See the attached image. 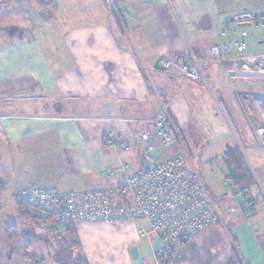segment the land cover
<instances>
[{"label":"crops","instance_id":"crops-1","mask_svg":"<svg viewBox=\"0 0 264 264\" xmlns=\"http://www.w3.org/2000/svg\"><path fill=\"white\" fill-rule=\"evenodd\" d=\"M2 1L1 199L6 193L14 199L31 187L61 192L115 188L146 166L138 137L146 128L142 120L166 103V123L176 135L163 146L155 131L148 132L155 159L176 152L191 158L189 146L202 143L210 115L228 112L244 130L240 147L254 152V166L243 159L253 185L242 196L233 195L238 203L251 201L252 212L233 217L227 212L232 205H226L216 226L184 245L179 260L162 264H229L233 248L239 264H264V146L257 133L260 113L248 104L250 96L264 97V68L258 63L264 54V26L260 17L258 23L241 17L264 15V0ZM219 16L225 20L226 38L239 31L250 36L237 60L208 67L206 83L184 80L178 67L161 69L163 59L181 61L189 51L216 44ZM12 27L17 30L8 35ZM221 162L225 178L222 156ZM108 169L112 173L103 174ZM14 210L15 215L16 206ZM9 216L5 222L27 227L17 214L14 220L24 225ZM4 220L0 236L12 243L5 237ZM71 225L77 246L68 249L67 244L48 253L47 260L42 247L37 252L30 244V237L39 239L34 228L15 245L2 244L0 264H32V255L41 260L38 264H57L59 253L81 257L86 264H158L154 255L161 242L144 219ZM141 231L147 234L141 236Z\"/></svg>","mask_w":264,"mask_h":264},{"label":"built area","instance_id":"built-area-1","mask_svg":"<svg viewBox=\"0 0 264 264\" xmlns=\"http://www.w3.org/2000/svg\"><path fill=\"white\" fill-rule=\"evenodd\" d=\"M241 17L251 23L259 22L254 13ZM217 23L220 40L216 44L201 51H189L181 61L163 59L161 69L170 71L178 67L184 80L206 83L205 70L208 67L237 60L239 57L236 54L246 49L250 36L246 31H239L226 38L224 18L219 16ZM258 63L264 68V54L259 57ZM253 101L260 113L261 124L257 133L264 146V97H255ZM168 108L169 104H164L154 116L142 120L146 128L138 137L142 141L147 164L115 188L61 192L57 188L31 187L22 190L19 198L33 209L61 222L144 219L149 225V233L157 234L161 242V247L155 251L156 262L162 264L179 260L184 245L215 226L219 213L200 173L182 152L164 159H155L151 154L149 131L159 135L163 146H168L175 138V127L166 123ZM241 152H244L243 148ZM111 173L110 169L103 172L105 175ZM224 184L231 187L227 176ZM233 194L234 197L242 196L241 192ZM227 212L249 216L251 201L230 206ZM146 234L143 231L140 233L141 236Z\"/></svg>","mask_w":264,"mask_h":264},{"label":"rangeland","instance_id":"rangeland-1","mask_svg":"<svg viewBox=\"0 0 264 264\" xmlns=\"http://www.w3.org/2000/svg\"><path fill=\"white\" fill-rule=\"evenodd\" d=\"M2 3L5 4V1L4 2L2 1ZM262 34H264V31H262ZM259 91H260V88L256 87L255 92L258 93ZM254 98H255L254 96H250L248 98L249 100L248 104L251 106V108H253L252 106L254 105L253 103ZM225 116H223L221 112L218 113V111L215 112V114L210 115L209 122L205 124L204 129H203L204 139L202 143L198 145H194L191 143L189 146L190 151H188V153L191 152L189 153L191 154V158L187 156L185 152H182L186 157L190 158V161L192 162L191 164L200 173L211 195V198L215 204L217 212L219 214L222 213L226 205L230 204L234 207L238 205V201L233 197L234 194L232 192V188L224 184V178H223L224 175L222 172L223 170H222V162H221V156L223 152L228 148L236 146L240 149L238 151L242 159L246 161V165L249 166V164H253L254 166V163H253L254 162L253 161L254 152H252V150H250L247 147L243 148L244 149L243 153L241 152L242 147L240 146L244 145L243 143L244 137L242 135L244 133V130L242 132L239 126H237V122L235 121L234 117H232L231 113L226 112ZM255 121L256 123L258 122L257 120ZM244 136H245V133H244ZM224 197L233 198V201L225 202ZM18 198H19V194H18ZM13 200L14 199H12V197H9L8 193H6L3 196L2 207L5 210L3 211L5 215L6 213L10 214L9 218L13 219L15 223L23 224L22 221L20 222L21 219L14 220V218H16L17 213L14 215L15 206H14ZM24 204L32 208L27 203L24 202ZM232 216L235 217L237 216V214L232 213ZM218 221H217V224H218ZM30 226H32V228H35L36 233L39 236V239L30 237L29 239L30 244L34 247H37L36 251L38 247H42V252H44L45 256H47L48 253L49 254L58 253V250L66 246L70 241L69 238H66L62 233L58 231H52L51 229H46V228H43L42 226L35 227L32 224H27V227H30ZM4 242L10 246L15 245L14 242L12 243L6 242L3 235H1L0 236V247L2 246ZM33 252H35V250H33ZM39 256H42V255L40 254ZM46 259L48 260V256L46 257Z\"/></svg>","mask_w":264,"mask_h":264},{"label":"trees","instance_id":"trees-1","mask_svg":"<svg viewBox=\"0 0 264 264\" xmlns=\"http://www.w3.org/2000/svg\"><path fill=\"white\" fill-rule=\"evenodd\" d=\"M38 4H45V0H38ZM167 104V103H166ZM224 165L227 169V177L231 180V188L233 193L248 191L249 187L253 185V179L247 170L244 160L242 159L237 148H230L222 155ZM4 190V185L0 181V220H4L1 194ZM14 202L16 206V212L19 219L24 220L25 223L32 224L33 226H42L43 228L51 229L52 231H58L62 233L66 238H69L68 249L77 246V241L73 233V228L70 221L61 222L58 219L47 216L37 210H33L28 207L18 198V195H14ZM4 234L9 242H17L20 238L30 235L34 228H27L26 226L15 225L11 222H5L4 220ZM67 252V250H66ZM57 264H86L85 260L81 257L71 259L68 255L57 254ZM32 264H38L41 260L35 256H28ZM229 264H239V258L236 252V248L232 249L231 259Z\"/></svg>","mask_w":264,"mask_h":264},{"label":"water","instance_id":"water-1","mask_svg":"<svg viewBox=\"0 0 264 264\" xmlns=\"http://www.w3.org/2000/svg\"><path fill=\"white\" fill-rule=\"evenodd\" d=\"M256 16H258V17H260V18H262V19H263V17H264L263 14H261V15H256ZM260 23H261V25H263V24H264V20H261ZM16 30H17L16 28L12 27V28L8 29L7 33H8V35H11V34L15 33ZM18 35L21 37V31H19ZM131 254H132L133 258H136V257H137V251H136L135 248H132V249H131Z\"/></svg>","mask_w":264,"mask_h":264}]
</instances>
